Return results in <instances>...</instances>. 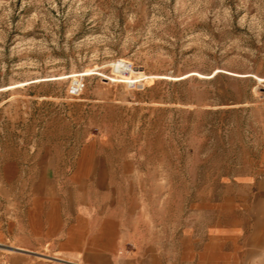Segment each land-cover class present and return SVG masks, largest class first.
Masks as SVG:
<instances>
[{
  "label": "rangeland",
  "instance_id": "obj_1",
  "mask_svg": "<svg viewBox=\"0 0 264 264\" xmlns=\"http://www.w3.org/2000/svg\"><path fill=\"white\" fill-rule=\"evenodd\" d=\"M246 179L264 185V0H0V264L28 198L71 199L93 240L122 212L177 259Z\"/></svg>",
  "mask_w": 264,
  "mask_h": 264
},
{
  "label": "crops",
  "instance_id": "obj_2",
  "mask_svg": "<svg viewBox=\"0 0 264 264\" xmlns=\"http://www.w3.org/2000/svg\"><path fill=\"white\" fill-rule=\"evenodd\" d=\"M232 185L236 192L197 207L209 219L202 228L183 231L177 259L170 247H164L161 256L155 242L140 244L122 212L108 219L119 221L108 224L112 230L93 240L86 231L75 229L77 219L87 221L90 216L83 208L77 212L71 199L28 198L19 224L14 219L21 245L13 247L14 255L5 264H264V185L248 179ZM47 244L55 255H44Z\"/></svg>",
  "mask_w": 264,
  "mask_h": 264
}]
</instances>
